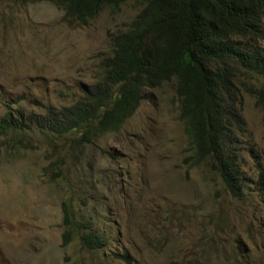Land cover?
<instances>
[{
	"label": "rangeland",
	"instance_id": "374dc122",
	"mask_svg": "<svg viewBox=\"0 0 264 264\" xmlns=\"http://www.w3.org/2000/svg\"><path fill=\"white\" fill-rule=\"evenodd\" d=\"M141 6L128 0L80 24L50 0H0V116L10 105L43 113L78 99L97 79L110 35ZM146 93L119 130L92 144L35 131L26 146L1 148L0 264H264V197L255 187L263 111L242 94L245 178L235 197L191 160L174 82ZM88 224L103 245L82 244Z\"/></svg>",
	"mask_w": 264,
	"mask_h": 264
},
{
	"label": "trees",
	"instance_id": "16d2710c",
	"mask_svg": "<svg viewBox=\"0 0 264 264\" xmlns=\"http://www.w3.org/2000/svg\"><path fill=\"white\" fill-rule=\"evenodd\" d=\"M50 1L63 10L65 21L87 24L103 9L118 11L128 0ZM138 1L141 8L125 28L110 35L97 79L81 85L78 99L43 113L6 108L0 116V150L26 146L35 131L72 134L76 145L92 144L119 130L147 90L174 82L191 160L205 162L239 196L245 178L240 165L246 125L242 94L253 97L264 113V0ZM255 187L264 197L263 167ZM64 223H71L65 207ZM85 228L83 245L104 244L91 224ZM69 236L66 230L64 244Z\"/></svg>",
	"mask_w": 264,
	"mask_h": 264
},
{
	"label": "clouds",
	"instance_id": "9594fccd",
	"mask_svg": "<svg viewBox=\"0 0 264 264\" xmlns=\"http://www.w3.org/2000/svg\"><path fill=\"white\" fill-rule=\"evenodd\" d=\"M226 190H227V189H226ZM227 191H228V190H227ZM228 192H229V191H228ZM229 193H230V192H229ZM230 194H231V193H230ZM241 194H242V193H241ZM241 194H240V195H241ZM231 195H232V194H231ZM232 196H234V195H232ZM235 197H237V196H235Z\"/></svg>",
	"mask_w": 264,
	"mask_h": 264
}]
</instances>
